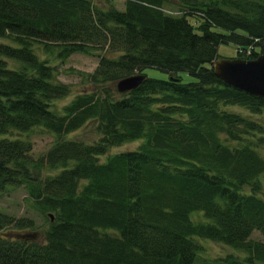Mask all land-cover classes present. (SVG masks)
<instances>
[{
	"label": "trees",
	"instance_id": "obj_1",
	"mask_svg": "<svg viewBox=\"0 0 264 264\" xmlns=\"http://www.w3.org/2000/svg\"><path fill=\"white\" fill-rule=\"evenodd\" d=\"M165 1L0 0V36L10 40L0 42V192L23 186L26 207L45 219L36 231L31 215L0 209V264H191L195 237L245 252L230 264H264V242L250 237L264 236V123L226 107L255 114L264 98L212 68L220 42L234 43L236 56L264 53V0H175V14ZM34 44L61 59L96 48L116 55L80 71L93 87L55 108L70 85ZM135 73L144 76L119 97L104 84ZM86 124L92 142L63 137ZM33 127L54 138L35 157L24 135Z\"/></svg>",
	"mask_w": 264,
	"mask_h": 264
},
{
	"label": "rangeland",
	"instance_id": "obj_2",
	"mask_svg": "<svg viewBox=\"0 0 264 264\" xmlns=\"http://www.w3.org/2000/svg\"><path fill=\"white\" fill-rule=\"evenodd\" d=\"M113 6L117 8H122V0H107ZM175 0H166L164 5L166 7L175 8ZM0 42L9 43L10 40L6 37L0 36ZM34 50L36 51L39 58H46L49 64H52L56 68L55 78L62 82L68 83L70 85V92L66 96H61L56 98L53 101V107L59 108L63 103L68 101L75 93L83 91L86 88L93 87L87 82H82L81 74L82 72L91 71L97 64L100 55L108 54L115 56L116 53H104V50L96 48L88 53L73 51L69 53L64 59L58 58L54 53H46L38 44L33 45ZM236 45L232 42H220L216 47L217 58H231L236 56ZM7 65H16L17 62L11 59H6ZM144 73L148 76L164 78L166 73L156 67L146 66L143 69ZM182 80L190 79V75L186 72H181ZM105 85H109L110 90L112 91L113 97H119V93L115 89V82H105ZM228 109L240 112L242 114L248 115L253 119L261 121L264 123V108L255 114H251L246 111L244 108L237 106H226ZM14 135V134H12ZM25 137L30 141L29 153L32 156H39L43 154L47 148H49L54 142L53 135L47 131H44L38 127H33L31 130L24 133ZM64 138L78 139L84 142H92L98 137V134L91 127V124H86L80 128L68 132L63 135ZM138 140L134 139L132 141H126L118 145L110 146L105 154L126 150L133 148L137 144ZM259 150L264 157V147H260ZM104 155L100 156L102 160ZM58 168L55 169H42L36 170L35 174L39 176H44L45 174H51L55 172ZM261 189L258 191V194L264 198V172L259 175ZM243 189L248 191L250 188L248 185H244ZM25 189L21 185H7L6 188L0 192V209L13 215H31L36 224V231H40L45 226V219L40 215H37L36 212L31 211L25 205ZM191 219H205L200 212H192L190 214ZM250 237L255 240H261L264 242V236L258 230H252ZM196 243H198V250L194 256V259L191 264H230L231 260L241 261L245 257V252L240 249L231 247L229 245L216 242L204 237H195Z\"/></svg>",
	"mask_w": 264,
	"mask_h": 264
},
{
	"label": "water",
	"instance_id": "obj_3",
	"mask_svg": "<svg viewBox=\"0 0 264 264\" xmlns=\"http://www.w3.org/2000/svg\"><path fill=\"white\" fill-rule=\"evenodd\" d=\"M212 68L223 82L264 98V53L253 58H216L212 61ZM142 78L141 73L123 76L115 81V88L119 92L126 91L135 87ZM48 214L52 219L51 213Z\"/></svg>",
	"mask_w": 264,
	"mask_h": 264
}]
</instances>
